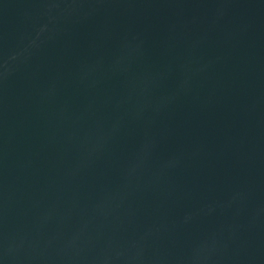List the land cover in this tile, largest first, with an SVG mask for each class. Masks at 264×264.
Segmentation results:
<instances>
[{
	"label": "water",
	"instance_id": "95a60500",
	"mask_svg": "<svg viewBox=\"0 0 264 264\" xmlns=\"http://www.w3.org/2000/svg\"><path fill=\"white\" fill-rule=\"evenodd\" d=\"M0 264H264V0H0Z\"/></svg>",
	"mask_w": 264,
	"mask_h": 264
}]
</instances>
